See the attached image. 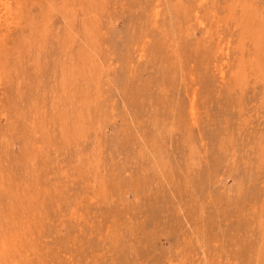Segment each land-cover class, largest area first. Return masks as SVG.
Returning <instances> with one entry per match:
<instances>
[{
	"label": "rangeland",
	"instance_id": "374dc122",
	"mask_svg": "<svg viewBox=\"0 0 264 264\" xmlns=\"http://www.w3.org/2000/svg\"><path fill=\"white\" fill-rule=\"evenodd\" d=\"M0 264H264V0H0Z\"/></svg>",
	"mask_w": 264,
	"mask_h": 264
},
{
	"label": "bare ground",
	"instance_id": "6f19581e",
	"mask_svg": "<svg viewBox=\"0 0 264 264\" xmlns=\"http://www.w3.org/2000/svg\"><path fill=\"white\" fill-rule=\"evenodd\" d=\"M50 5V4H49ZM52 18V17H51ZM48 31V30H47ZM45 33V32H44ZM48 34V33H47ZM55 40V39H54ZM69 41V40H68ZM35 43V42H34ZM68 48V47H67ZM48 50V49H47ZM52 50V49H51ZM40 53V52H39ZM37 65V64H36ZM56 84V83H55ZM68 85V84H67ZM194 110V109H193ZM68 118V117H67ZM84 121V120H83Z\"/></svg>",
	"mask_w": 264,
	"mask_h": 264
}]
</instances>
